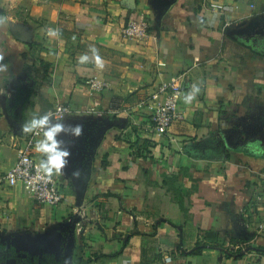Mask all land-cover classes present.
<instances>
[{"label": "crops", "instance_id": "1", "mask_svg": "<svg viewBox=\"0 0 264 264\" xmlns=\"http://www.w3.org/2000/svg\"><path fill=\"white\" fill-rule=\"evenodd\" d=\"M151 3L0 0V177L15 167L14 143L33 113L63 104L62 122L83 126L79 138L58 137L71 153L53 176L63 204L43 206L0 182L1 264L61 257L70 237L80 264H264V37L247 46L227 32L243 22L264 31V0H178L161 23ZM141 14L150 36L125 38ZM93 46L102 68L78 62ZM179 75L182 97L193 84L200 92L190 105L181 97L184 120L157 135L158 88ZM94 77L108 84L101 94L91 93ZM237 138L257 141L243 149ZM217 143L227 154L209 159Z\"/></svg>", "mask_w": 264, "mask_h": 264}, {"label": "built area", "instance_id": "2", "mask_svg": "<svg viewBox=\"0 0 264 264\" xmlns=\"http://www.w3.org/2000/svg\"><path fill=\"white\" fill-rule=\"evenodd\" d=\"M209 9L212 13L218 14L225 11V7L219 3L210 4ZM123 36L136 41H143L148 38L150 36V25L145 15L141 14L138 18L130 20L123 29ZM165 65L164 63L159 64L161 67ZM182 78L181 75L176 76L170 82L158 88V94L166 95V98L162 103L157 104L149 127L157 135L168 134L175 123L184 120V115L179 109L183 94ZM90 87L92 95H97L104 92L108 84L98 77H94ZM113 105L116 104H112L111 110L115 111ZM52 112L55 116L64 119L70 113V109L62 104L57 105ZM37 139L39 137L29 134L27 137L19 138L18 140H21V142L15 141L14 146L18 155L17 163L10 172L0 177V182L11 187L23 188L43 206L58 207L64 203V196L58 181L54 177L51 179L44 178L35 168V165L39 162L34 153V143ZM248 250L246 244L235 247V251H240L245 255L248 254Z\"/></svg>", "mask_w": 264, "mask_h": 264}, {"label": "clouds", "instance_id": "3", "mask_svg": "<svg viewBox=\"0 0 264 264\" xmlns=\"http://www.w3.org/2000/svg\"><path fill=\"white\" fill-rule=\"evenodd\" d=\"M49 37L59 36L58 29H48ZM91 57L83 54L79 57L80 64H86L93 60L98 67H103L102 58L98 50L93 46L90 48ZM200 92V88L193 84L190 90L183 95L184 104L190 105ZM24 134H33L39 137L34 143V151L42 154L39 162L35 165L36 171L44 178L51 179L53 176L62 174V170L68 164L70 151L64 147L63 142L58 137L63 133L79 138L83 134V126L80 124L66 126L62 122V117H57L52 111L43 114L35 112L21 127ZM78 171L73 172V176L79 177ZM165 264H171V257L166 258Z\"/></svg>", "mask_w": 264, "mask_h": 264}, {"label": "trees", "instance_id": "4", "mask_svg": "<svg viewBox=\"0 0 264 264\" xmlns=\"http://www.w3.org/2000/svg\"><path fill=\"white\" fill-rule=\"evenodd\" d=\"M28 91H24L19 94V97H18V101H17V104L19 105L20 103H22V101L24 100V97L26 96ZM226 151L224 150L223 146H221L220 144H215V152H214V155L213 156H210L208 157L209 159H217V158H223L225 155H226ZM169 182V181H168ZM174 196L176 198V201H178V203L180 204V206L182 208H184L183 204H184V201H183V198L181 196V194L177 191L174 192ZM69 239H67V243H69ZM251 239V238H250ZM249 239V241H250ZM254 239V238H253ZM248 240V239H247ZM246 239L242 238V239H234L232 240L233 242H241V243H247L249 241H247ZM75 247V245H74ZM4 248L3 246H0V251H2ZM210 249L212 250H216L215 247H211ZM218 250V249H217ZM79 248H76V251L75 253L73 254V260H72V264H80V253H79ZM258 253H261V254H264V248L262 247H259L258 250H257ZM198 254H201L203 253V248H199L198 251H197ZM14 258L17 257V255H13ZM26 258L28 260H31V262L27 263V264H69V261L68 259L66 258V255L65 253L59 257V256H56V255H49V254H44L42 255L41 257L40 256H31L29 254H26ZM18 260V263L17 264H23L25 262V260L22 258V259H17ZM27 261V260H26ZM3 261L0 260V264L2 263Z\"/></svg>", "mask_w": 264, "mask_h": 264}, {"label": "water", "instance_id": "5", "mask_svg": "<svg viewBox=\"0 0 264 264\" xmlns=\"http://www.w3.org/2000/svg\"><path fill=\"white\" fill-rule=\"evenodd\" d=\"M178 0H152V7L157 13L158 22L161 23L163 16L169 10V8L175 4ZM264 28V25H263ZM258 26L253 23L243 22L236 27L228 28L227 32L231 37L238 36L247 46L253 45L252 42L257 41L259 37H264V31L256 30ZM228 140L226 141V144ZM74 250V239L70 237L68 244V250L65 252L66 258L69 264H72Z\"/></svg>", "mask_w": 264, "mask_h": 264}, {"label": "flooded vegetation", "instance_id": "6", "mask_svg": "<svg viewBox=\"0 0 264 264\" xmlns=\"http://www.w3.org/2000/svg\"><path fill=\"white\" fill-rule=\"evenodd\" d=\"M253 139H254V138H253ZM253 139L247 143V141L245 140V138H244L242 141H240V140L237 138L236 140L233 141V143H234L235 145L240 146V147L243 148V149H249V148H253L254 143L256 144L257 139H255V140H253ZM244 140H245V141H244ZM254 141H255V142H254ZM262 146H264V145H262ZM258 150H259V149H258ZM258 150H257V151H258ZM260 152H261V151H260Z\"/></svg>", "mask_w": 264, "mask_h": 264}, {"label": "rangeland", "instance_id": "7", "mask_svg": "<svg viewBox=\"0 0 264 264\" xmlns=\"http://www.w3.org/2000/svg\"><path fill=\"white\" fill-rule=\"evenodd\" d=\"M11 254H13V253L11 252ZM24 254H25V253H24ZM23 258H24V260H25V262H24L23 264H27V263L31 262V260H28V259L26 258V254L24 255ZM26 260H27V261H26ZM14 261H15V262H14L15 264L18 263V260L15 259Z\"/></svg>", "mask_w": 264, "mask_h": 264}]
</instances>
